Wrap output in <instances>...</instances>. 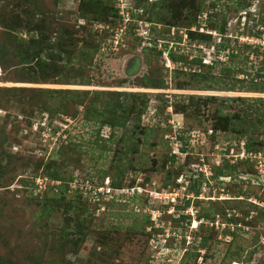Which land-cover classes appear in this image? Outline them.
Returning <instances> with one entry per match:
<instances>
[{
	"label": "rangeland",
	"instance_id": "1",
	"mask_svg": "<svg viewBox=\"0 0 264 264\" xmlns=\"http://www.w3.org/2000/svg\"><path fill=\"white\" fill-rule=\"evenodd\" d=\"M138 2L0 0V241L7 244H0V254L12 264H264V142L259 150L246 152L248 135L241 130L245 119L259 122L264 92L225 90L233 83H264V77L257 78V71L264 67V0ZM53 14L61 18H51ZM150 15L157 21L148 22ZM210 18L223 25L229 39V47L219 57L222 68L233 66L238 80L246 78L244 83L223 71L224 77L211 90L179 89L175 80L189 79L185 74L175 76L174 69L181 64L166 58L163 63L157 56L149 59L150 65L144 61L152 54L147 48L158 45L157 50L168 54L173 46L176 53L189 54L190 60L202 57L210 63L215 47L191 40L186 31L198 27V31L212 32L215 46L220 35L207 27ZM38 27L55 30L47 32L51 44L58 33L64 35L66 29L68 36L73 33L71 46L78 47L72 59L58 58L59 49L51 45L49 51L56 56H50L46 47L41 50L48 62L43 67L34 55L28 56L26 52L39 49V43L30 41ZM132 28L142 38L135 46L130 43ZM116 38L122 39L118 45ZM96 43L98 51H94ZM234 47L239 50L228 62L226 54ZM80 52H93V60L84 61ZM56 59L70 66L62 69L52 64ZM78 65L93 69L83 70L92 84L60 81L66 78L65 72L69 79L77 76ZM221 65L216 64L212 74L217 75ZM147 74L165 79L167 87L134 85ZM73 88L147 92L148 107L142 115L145 132L133 136L142 139L138 151L129 149L122 159L116 157L114 148L125 145L120 140L122 131L107 141L111 128L84 117L83 105L76 114L57 111L58 102L85 103L51 91ZM188 94L217 95L221 100L203 103L200 98L199 107L197 100L189 102ZM94 95L85 96V101ZM237 96L247 99H232ZM109 98L104 93L100 99ZM46 99L55 106L53 114L41 108ZM187 106L188 113H183ZM219 106L221 116L230 115L227 119L214 116ZM236 108L241 112L236 113ZM218 125L222 129L211 135ZM99 132L104 140L97 143ZM260 138L264 141V134ZM238 160L237 173L229 175L227 164ZM123 164L127 170L118 185L113 176L116 166ZM52 172L71 180L54 179ZM24 180L30 186L33 181V194L41 195L31 196ZM40 187L47 191L40 193ZM120 187L125 193L118 196L115 190ZM64 188L66 196L59 199ZM50 196L57 198L52 213L42 208L43 202H51L44 201ZM68 205L74 210L66 212ZM248 209L250 214H243ZM64 231H70L65 238ZM199 248L207 249L206 258L200 257Z\"/></svg>",
	"mask_w": 264,
	"mask_h": 264
},
{
	"label": "trees",
	"instance_id": "2",
	"mask_svg": "<svg viewBox=\"0 0 264 264\" xmlns=\"http://www.w3.org/2000/svg\"><path fill=\"white\" fill-rule=\"evenodd\" d=\"M138 1H139L138 4L142 3V0H138ZM171 1H174V0H171ZM155 3H157V2L156 1L153 2V4H154L153 6H157V5H155ZM176 3H179V2L176 1ZM51 18H55L56 20H58V18L60 19L61 17H59L56 14H53V16ZM162 18H164V17H162ZM188 19L192 20L193 17L189 16ZM147 20H148V22L150 21L152 23L154 21H157V19L153 15L148 16ZM158 20H161V19H158ZM209 23H210V25H207V27H210L214 30H217L219 35H220V40L218 42H216L215 46L212 45V42L215 41L212 37V32L198 31L199 30L198 27L195 29L189 28L186 31H187V36L191 40H195V39L198 40L199 39V41L201 43L204 42L206 46L215 47L214 55L212 56V60L210 63L203 62L202 57L192 58L190 60L189 54H184L183 52L176 53L178 51L172 50L173 46L170 48V52H169L170 61H172L174 63L181 64V66H178L177 68L174 69L175 76L178 77L181 74H185L189 77V79L184 81V82L180 79L175 80L176 87L179 89H191V88H193V89H197V90H201V89L211 90V89H213L214 84L219 79V77H224L223 73H222L223 71H226V73L224 74L226 77H230L232 79H235L236 82L244 83L246 81L245 80L246 78H243L242 80H238L239 79L238 74L236 73L237 70L233 66H229L226 69L222 68L223 65H221V64H224V62L221 61V58H219V57L222 55L223 52L226 51L227 47H229V45H230L228 42V40H229L228 35L225 32V30L223 29V25L222 24H216L215 19L213 20L210 18ZM151 29H152V26H151ZM153 29H155V27ZM33 31H34V33H37V35L32 36L30 38V41L31 42L34 41L36 43H39V49H37V52L32 53V52L28 51V52H26V54L28 56L34 55L33 57L37 61H39L41 67H43L44 65H46L48 63V62H46V59H43L40 55L41 54L40 51L44 50L45 47L47 48L46 50L49 52L50 56H52V57L56 56L55 55L56 52L54 53L51 50L49 51L50 45H51V47H54L55 49L56 48L59 49L57 51V57L58 58H62V60H71L72 59L74 52H75V49H77V47H78V44H77V46H71L73 41H74L73 40L74 39L73 33L68 36L67 29H66V33L64 35L61 34V36H59V33H58L57 40L51 44L50 43V36L47 34V32L51 34V32L55 31V30L50 29V31H46L45 28L38 27V28H34ZM131 33H134V35L132 37H130V43L134 44V46H135V43L137 41H140V40L142 41V38H139L135 35V31L133 30V28L131 30ZM106 34H108V32H106ZM148 40L151 41V38H148ZM152 41H154V43L157 42L156 39H153ZM155 44H157V43H155ZM157 47H158V45L154 46L152 48H147V50L148 49L152 50L151 51L152 54H149L148 56L146 55V57L144 58V61H146V63L148 65L151 64L149 59H151V58L153 59L154 56L161 58L163 63H164L165 59L162 57V50H159V49L157 50ZM94 49H95L94 51H98L99 44L96 43ZM122 50H126V47H122ZM238 50H239V48L234 47L232 52H230V53L227 52L228 54H226V55H228V57L230 59V60H227L228 62H232L231 59L235 56L234 52L238 51ZM255 51L259 54L258 49H255ZM84 53L85 52L78 53L82 56L81 58L84 61H92L93 60V57H94V55L92 54L93 52L91 54L88 52H87L88 54H84ZM263 55H264V53H263ZM228 62H225V64ZM262 63L264 65V60ZM52 64H55L56 66H60L62 69H65L66 67L70 66V65L67 66V64L59 63L57 61V59ZM216 64L221 65V71L217 75L212 74V72L210 71L213 69V67ZM183 65H185V66L183 67ZM195 65L198 67L197 69H193V66H195ZM77 67L81 71L77 76H75L72 79H69V76H70L69 72H65L66 78H60V81H66V83H68V84L69 83L81 84V85L92 84L90 74L86 75L83 70L90 71L93 69L91 67H87L86 65L85 66L78 65ZM185 67L189 68V69L187 70V69H185ZM149 75L150 74H147V76H145L144 78L142 76L141 78L136 80L134 85L145 86L147 88H150V87H152V88H166L167 87L165 79L160 78V77H150ZM261 77H264V67H262L260 70L257 71V78H261ZM123 82H124V80H122V83ZM62 83H65V82H62ZM221 87L219 86L218 90H223ZM225 90H232V91L243 90V91H247V92H264V83L260 84L257 82V80H255V83L251 86L250 85L246 86L245 84L238 85L237 83H233L230 86H227V88ZM51 91L58 92V93H66L68 95H72L73 98H80L81 100H83L85 102L83 104L77 103V101H74V100H72L71 104H66V102H62V103L58 102L56 104L57 105V111L59 110V112L61 111V112L67 113L69 110H72L71 112L76 114L79 111V105H83V109L80 111L83 112L84 117H86L89 120H93L94 122L99 123L101 127L107 125L111 128V132L107 138V141H113L114 139H116L118 137L117 134L120 131H122L120 140L122 142H124L125 145L123 148H119L118 146L116 148H114V152H115L116 157H118L119 159H122V154L127 153L129 151V149H132L133 152L138 151L139 145L141 144L142 139L139 138L138 136L136 139H134L133 136H134V134H136V132H139V131H141V133L145 132V130L143 128L144 126L142 125V117H143L142 115L148 107L149 98H148L147 92L127 91V90H124V91H107V90H101V89H80V88L57 89V90H51ZM104 93H107V95H110V98L108 100L100 99ZM92 94H95L94 98L91 99L90 102H86L84 99L85 96H87V95L91 96ZM188 95H190L189 96V102L197 100L199 107H200V103H199L200 98H203V100H202L203 103L206 102L207 100H212V99H220L221 100V97H219L217 95H206V96H203L202 94L201 95L188 94ZM195 96H197V98H195ZM232 99L246 100L247 97L237 96V97H232ZM76 100H79V99H76ZM47 102L48 101L46 99L43 102V104H42L43 106L41 108L44 111H50V113L53 114L54 113L53 109L55 106L54 105L52 106L51 102H49V103H47ZM174 106H175V109L178 108L176 105H174ZM187 109H188V106L183 107L182 112L188 113ZM236 109H237L236 113H240L242 110L239 108H236ZM222 111H223V107L219 106V108H217L215 110L214 116L220 118V120H223L225 118L227 119V116L229 117L230 115L226 114L227 116L226 115L221 116L220 113ZM258 117H259L258 118L259 122H256V123H254L253 121L252 122L249 121V123H246L245 122L246 119L243 120V124H242L243 128L241 127V130L243 133L242 135H248V138L246 139V142L244 144L246 152H248V153H250L254 149V147H255L254 150H256V151L259 150L260 144H262L264 142L260 138V135L264 134V132L259 131V126L264 129V113L262 116H258ZM220 127L221 126H219V125L217 127L214 126V128L212 130L213 132L211 135H213V134L217 135V133L220 131V129H222ZM142 131H144V132H142ZM97 137H98V139L95 140L97 143H98L99 139L104 140V137L101 136V132H99ZM241 137H239V139ZM139 139L141 140V142L139 141ZM105 146H107L108 148L111 147V146H108L107 144H105ZM182 151L185 152L186 151L185 148H182ZM7 152H8V150H7ZM187 155H189V154H187ZM8 156L11 158L13 155L11 153H9ZM248 158L249 157H247V159ZM34 159H39V158H34ZM241 160H238L237 164H227L229 175L233 176L235 173H237L235 170H237V165L239 164V162ZM40 165L41 164H39V167H40ZM124 170H127V165L123 164L121 166V168L119 166H116L115 174L113 176V182L118 181V185H122L123 180L125 178V171ZM221 174H224V171H222L220 173H216V174L212 175V177L213 176L217 177V175L220 176ZM50 176L54 179H61V180H66V181L69 179L71 180V178H70L71 176L69 177V179H66V177H64L61 174L56 173V172L50 173ZM23 185H25V187L30 189V193L32 194L31 196L39 197V195H41V194H37V195L33 194V191H32L34 189L33 181H31V186H30V183H28L27 181L24 180ZM37 187H38V185L36 184V188ZM194 187H196V186L194 185ZM39 191H40V193H44L45 191H47V188L43 189L40 187ZM65 196H66V190L64 188L61 190V195L58 197H59V199H64ZM133 198H136V195H134ZM235 198H239V196L235 195ZM48 199L51 202H49V203L43 202L42 208H43V210H47V211L52 213V211H53L52 207L55 206V205H53V203H56L57 198H53V196H50L49 198L45 199L44 201H47ZM239 200H242V199L240 198ZM227 201H228V199H226L224 202H227ZM71 202L72 201H70L69 204H71ZM188 203H190V202H187V204ZM72 206L73 205H68L65 208V211L67 212L69 210L70 211L74 210L72 208ZM250 212H251V209L243 210V214H246V215H249ZM223 215L226 216V212H224V210H223ZM182 217H184V216H182ZM69 232L70 231H64L63 232L64 238L67 237ZM203 242L205 243L206 239ZM1 243L2 242L0 241V244ZM2 245H7V244L2 243ZM0 261L2 264H12V262H9V260L1 254H0Z\"/></svg>",
	"mask_w": 264,
	"mask_h": 264
},
{
	"label": "built area",
	"instance_id": "3",
	"mask_svg": "<svg viewBox=\"0 0 264 264\" xmlns=\"http://www.w3.org/2000/svg\"><path fill=\"white\" fill-rule=\"evenodd\" d=\"M123 13H124V12H123ZM125 15L128 17V16H129V13H126ZM149 30H150V28H149V29L146 28V31H145V32L147 33V35L150 34V31H149ZM122 31H123V29L121 30V32H122ZM122 33H123V32H122ZM118 34H119V33H117V36H118ZM117 36H115V37H117ZM144 37L147 38L148 36H144ZM113 41H114V40H113ZM115 42H116L115 45H118L119 43L122 42V39H120V40L118 41V39L116 38V40L114 41V43H115ZM159 47H161V46L159 45ZM163 57L166 58V59L168 60V62H170V60H169V58H168V52H167L166 50H163ZM124 189H125V188H122V187H121V188H116L115 191H116L117 193L115 192V194L119 196L120 194L125 193V190H124ZM137 190H138V189H137ZM104 191H105V189H104ZM132 191H133V193H135L136 189H133ZM105 192H106V191H105ZM126 193L128 194V193H129V190H128Z\"/></svg>",
	"mask_w": 264,
	"mask_h": 264
},
{
	"label": "flooded vegetation",
	"instance_id": "4",
	"mask_svg": "<svg viewBox=\"0 0 264 264\" xmlns=\"http://www.w3.org/2000/svg\"><path fill=\"white\" fill-rule=\"evenodd\" d=\"M202 240H203V239H202ZM202 244H203V246H204L205 243L202 242ZM203 248H204V247H203ZM199 253H202V254L200 255V257H202V258L204 259V258L207 257L206 254H207L208 252H207V249H206V251L204 250V251L202 252V248H199Z\"/></svg>",
	"mask_w": 264,
	"mask_h": 264
},
{
	"label": "clouds",
	"instance_id": "5",
	"mask_svg": "<svg viewBox=\"0 0 264 264\" xmlns=\"http://www.w3.org/2000/svg\"><path fill=\"white\" fill-rule=\"evenodd\" d=\"M150 28V30H151V26L149 27ZM150 37V36H149ZM145 38V37H144ZM148 38V37H147ZM146 38V39H147ZM149 41V40H148ZM150 42V41H149ZM159 50H162V57H163V49L162 48H158ZM164 58V57H163ZM168 58H169V54H168ZM165 59V58H164ZM170 60V59H169ZM165 61H166V59H165ZM168 61V60H167ZM171 62V61H170Z\"/></svg>",
	"mask_w": 264,
	"mask_h": 264
}]
</instances>
